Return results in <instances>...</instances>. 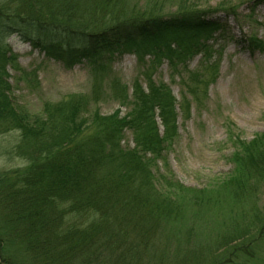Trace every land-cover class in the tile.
Listing matches in <instances>:
<instances>
[{"label": "trees", "instance_id": "obj_1", "mask_svg": "<svg viewBox=\"0 0 264 264\" xmlns=\"http://www.w3.org/2000/svg\"><path fill=\"white\" fill-rule=\"evenodd\" d=\"M125 1L0 0V136L17 134L7 155L23 161L0 170V264H225L249 258L264 240V133L245 142L227 126L233 169L200 199L202 190L160 166L177 133L170 89L146 77L128 94L110 68L113 53L125 50L140 62L146 53L171 65L200 52L208 59L205 43L224 34L211 18L218 9L179 0L177 14L162 18ZM218 8L227 16L237 9ZM11 35L66 67L86 61L90 92L43 102L35 115L16 105L8 82L16 57L4 45ZM241 44L252 52L262 46L254 37ZM107 99L129 111L101 115L97 105ZM126 132L132 149L121 147ZM184 204L198 209L193 226L180 214Z\"/></svg>", "mask_w": 264, "mask_h": 264}, {"label": "rangeland", "instance_id": "obj_2", "mask_svg": "<svg viewBox=\"0 0 264 264\" xmlns=\"http://www.w3.org/2000/svg\"><path fill=\"white\" fill-rule=\"evenodd\" d=\"M126 1L127 7H135L142 12L148 9V12L162 18L173 17L181 9L179 0ZM254 2H196V6L202 9H218L211 18L224 28L222 36L213 34L205 43L211 46L212 55L208 59L200 52L171 65L166 59H159L156 63L152 54L146 53L140 62L133 50L114 52L110 58L112 75L128 89V94L135 80L144 85L146 77L170 89L176 101L177 133L160 166L163 168L166 163L172 178L183 187L202 190L199 198L203 200L211 195L204 192H212L218 187L216 181L229 176L233 169L229 161L233 147L226 137L227 126H235L245 142L264 133V1L257 5ZM227 4L237 8L234 15L227 16L223 9L218 8ZM248 37L260 41L261 48L253 52L245 49L241 42ZM4 45L16 57V69H8L12 100L30 114H39L43 102H59L69 96L90 92L91 76L86 61L66 67L62 62L46 57L43 51L33 49L16 35L6 37ZM112 75L105 76L107 82ZM96 109L103 116L115 111L124 116L129 111L116 99H107ZM156 122L159 124L158 120ZM159 135H162L161 128ZM17 140L16 133L0 136V170L22 166L23 161L7 155ZM133 146L131 134L126 132L121 147L132 149ZM260 192L258 208L264 212V188ZM208 203L211 205V201ZM216 204L219 207L220 204ZM184 205L186 208L182 207L180 214L185 220H191L193 226L196 219L192 220L190 213L198 209ZM205 206L206 203L202 207ZM179 219V223L185 222L182 217ZM203 223L200 221L199 226L203 227ZM205 224L207 229L213 225ZM251 252L249 258L243 259L239 255L240 261L233 259V262L225 264H264V240L254 245Z\"/></svg>", "mask_w": 264, "mask_h": 264}]
</instances>
